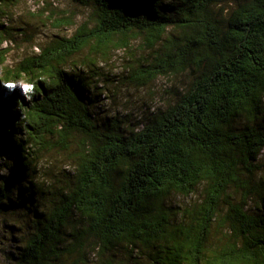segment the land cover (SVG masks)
Segmentation results:
<instances>
[{"label":"trees","instance_id":"1","mask_svg":"<svg viewBox=\"0 0 264 264\" xmlns=\"http://www.w3.org/2000/svg\"><path fill=\"white\" fill-rule=\"evenodd\" d=\"M71 1L91 8L75 33L0 77L51 81L32 102L0 86L6 264H122L120 250L129 263L142 250L151 264H264V0ZM138 37L155 56L132 83L189 73V85L132 128L99 120L78 66L93 62L76 57ZM57 149L72 171L49 187L40 155ZM175 195L194 199L178 222Z\"/></svg>","mask_w":264,"mask_h":264},{"label":"rangeland","instance_id":"2","mask_svg":"<svg viewBox=\"0 0 264 264\" xmlns=\"http://www.w3.org/2000/svg\"><path fill=\"white\" fill-rule=\"evenodd\" d=\"M90 12L91 8L82 7L71 0H0V24L2 30L7 32H0V51L8 50L6 61L0 67V77L5 70L12 69L23 58L36 55L34 46L41 48L59 38H70L78 26L87 20ZM69 20L72 21L71 25L63 24ZM172 33L179 36L176 31ZM154 56V51L146 48L143 39L138 37L131 40L130 47L126 50L111 49L103 57L101 54H93L88 47L82 55L76 57L77 62H93L89 66H78H81V75L90 82L84 95L93 101L91 109L99 120L117 117L126 127L132 128L142 123L149 113L173 102L177 95L187 89L191 80L189 73L158 78L145 86L132 83V73L139 66L152 63ZM15 91L22 96L19 88ZM24 101L27 102L25 99ZM7 159L13 161L14 158L11 155ZM40 159L37 179H44L49 187L59 185L60 182L57 181L65 180V175L71 170L65 154L58 152V149L43 153ZM0 175L9 176L10 173L1 170ZM193 202L194 199L190 197L172 196L167 203L175 214L171 219L178 222L183 210ZM15 219L12 214L0 217V264L7 263V257L13 250V239L8 234L6 222L11 223ZM5 234L8 238L2 236ZM216 236L220 235L214 234L212 239L215 240ZM120 251L116 253L117 262L151 264L150 257L142 250L134 253L130 263L127 255Z\"/></svg>","mask_w":264,"mask_h":264},{"label":"clouds","instance_id":"3","mask_svg":"<svg viewBox=\"0 0 264 264\" xmlns=\"http://www.w3.org/2000/svg\"><path fill=\"white\" fill-rule=\"evenodd\" d=\"M33 51L39 54L41 52V48L34 46ZM40 82L46 86L51 85L50 78L43 74L35 79L26 74H20L18 77L0 78V86L9 90L10 93L19 88L20 94L28 102H32L33 98L39 94Z\"/></svg>","mask_w":264,"mask_h":264}]
</instances>
